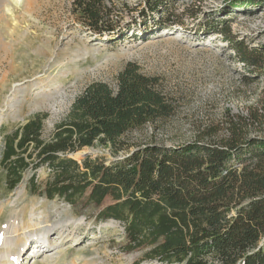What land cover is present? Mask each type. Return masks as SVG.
Masks as SVG:
<instances>
[{
    "label": "rangeland",
    "instance_id": "obj_1",
    "mask_svg": "<svg viewBox=\"0 0 264 264\" xmlns=\"http://www.w3.org/2000/svg\"><path fill=\"white\" fill-rule=\"evenodd\" d=\"M5 1L9 10L0 7V154L3 135L36 113L47 114L42 138L48 139L84 86L92 81L114 85L129 61L157 76L174 104L165 119L127 132L124 140L130 145L178 144L206 132L221 138L227 115L246 116L250 107L264 114V76L243 82L246 70L221 35L198 32L202 22L216 19L223 22L219 28L228 25L238 38L260 45L264 10L258 7L233 8L232 0H163V6L145 17L147 0H109L116 26L98 34L84 27L72 0ZM168 13L185 16L179 24L158 28L155 21ZM91 149L96 151L91 157L113 158L99 145L72 156L80 161L76 153ZM33 172L27 169L9 189L0 165V255L20 251L15 264H159L143 260L144 249L122 250L126 237L121 222L96 218L109 197L98 206L84 200L70 205L32 194L27 184ZM36 175L43 184L48 170L38 168ZM45 225L51 227L50 245L38 238Z\"/></svg>",
    "mask_w": 264,
    "mask_h": 264
},
{
    "label": "trees",
    "instance_id": "obj_2",
    "mask_svg": "<svg viewBox=\"0 0 264 264\" xmlns=\"http://www.w3.org/2000/svg\"><path fill=\"white\" fill-rule=\"evenodd\" d=\"M108 1L72 0V5L87 30L103 34L117 22ZM160 5L163 0H147L142 16L154 14ZM231 5L264 10V0H232ZM179 17L168 13L155 23L166 28L179 24ZM222 23L207 19L198 32L221 35L246 70L243 82L264 76V29L262 44L252 45L228 25L219 28ZM173 110L159 78L129 61L114 85L92 81L84 86L48 139L42 138L46 113L34 114L3 135L0 165L7 187L13 189L31 169L27 188L32 194L70 205L84 200L98 206L109 197L96 218L121 222L122 250L144 249L143 260L264 264V114L250 107L246 116L227 115L221 138L206 132L178 144L130 145L124 140L130 130L165 119ZM250 129L263 132L251 134ZM97 145L107 147L113 158L88 155L79 161L69 156ZM41 167L48 170L43 184L36 175Z\"/></svg>",
    "mask_w": 264,
    "mask_h": 264
},
{
    "label": "bare ground",
    "instance_id": "obj_3",
    "mask_svg": "<svg viewBox=\"0 0 264 264\" xmlns=\"http://www.w3.org/2000/svg\"><path fill=\"white\" fill-rule=\"evenodd\" d=\"M5 6V9H6V11H8L9 10V8L7 7V2L5 1V0H0V7L1 6ZM2 6V7H3ZM1 10H3V9H1ZM1 40V39H0ZM6 73V72H5ZM13 91H15L14 89L12 90V93H13ZM5 106H6V109H7V104L5 103L4 104ZM15 108V107H14ZM3 111L4 110V108H1L0 109V111ZM81 153L82 152H78V153H76V155H78V156H81ZM51 229V227L50 226H48V225H45L44 226V228H43V231L42 232H40L39 234H38V238H40V239H42V242L41 243H43V242H47V245H50V242L48 241V239H47V234H48V232H49V230ZM28 237V236H27ZM27 239V238H26ZM17 240H14V241H12L9 245L12 247V248H14V247H16V245H17ZM3 246H5V247H7L8 246V244H6V243H3L2 244ZM42 245V244H41ZM9 246V247H10ZM19 258H20V251H18V252H14L13 254H9V253H6V254H4V255H0V264H15V263H18L19 262Z\"/></svg>",
    "mask_w": 264,
    "mask_h": 264
},
{
    "label": "water",
    "instance_id": "obj_4",
    "mask_svg": "<svg viewBox=\"0 0 264 264\" xmlns=\"http://www.w3.org/2000/svg\"><path fill=\"white\" fill-rule=\"evenodd\" d=\"M92 153H96V151L91 150H86V151H82L81 153V158H84ZM69 156L73 157L72 154H70ZM74 158V157H73Z\"/></svg>",
    "mask_w": 264,
    "mask_h": 264
}]
</instances>
